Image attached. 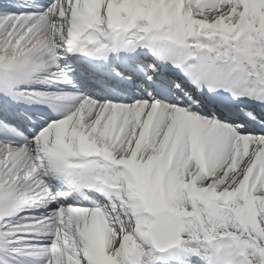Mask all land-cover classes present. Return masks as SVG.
<instances>
[{
	"label": "snow or ice",
	"instance_id": "obj_1",
	"mask_svg": "<svg viewBox=\"0 0 264 264\" xmlns=\"http://www.w3.org/2000/svg\"><path fill=\"white\" fill-rule=\"evenodd\" d=\"M0 264H264V0H0Z\"/></svg>",
	"mask_w": 264,
	"mask_h": 264
}]
</instances>
